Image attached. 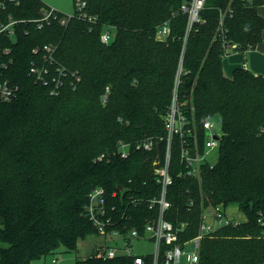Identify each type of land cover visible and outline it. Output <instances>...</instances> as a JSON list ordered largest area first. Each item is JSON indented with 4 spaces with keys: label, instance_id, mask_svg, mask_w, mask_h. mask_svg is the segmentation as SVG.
Returning a JSON list of instances; mask_svg holds the SVG:
<instances>
[{
    "label": "trees",
    "instance_id": "16d2710c",
    "mask_svg": "<svg viewBox=\"0 0 264 264\" xmlns=\"http://www.w3.org/2000/svg\"><path fill=\"white\" fill-rule=\"evenodd\" d=\"M78 1L86 2L88 18L63 25L58 17L39 29L42 0H0V23L19 21L15 36L0 33V46L11 49L5 78L20 89L13 101H0V264H41L62 246L78 251L81 241L98 236L85 214L96 188L116 194L109 201L116 215L148 214L145 203L130 209L119 197L145 200L159 191L153 162L164 157L179 68V101L189 117L194 110L198 133L220 116L222 136L219 159L203 168L201 183L171 170L167 218L188 223L180 234L187 240L198 234L203 208L238 207L246 219L204 238L200 264H264V76L245 67L232 78L223 73L228 55L246 59L262 42L264 0H206L186 42L181 7L191 0H73L74 9ZM164 25L170 35L162 41L156 34ZM105 31L108 44L101 41ZM48 44L80 77L59 95L31 72L43 58L35 50ZM225 44L235 47L226 51ZM146 140L156 145L152 151L135 149ZM120 143L131 145L128 159ZM76 264L118 262L92 254Z\"/></svg>",
    "mask_w": 264,
    "mask_h": 264
},
{
    "label": "built area",
    "instance_id": "2783aa9c",
    "mask_svg": "<svg viewBox=\"0 0 264 264\" xmlns=\"http://www.w3.org/2000/svg\"><path fill=\"white\" fill-rule=\"evenodd\" d=\"M11 4H19L20 0H6ZM206 0H191L181 7V12L188 15V25L184 42L187 41L193 26L201 22V12L204 9ZM86 2L78 1L75 4L74 13L66 16L64 13L54 7L47 6L41 18L35 20L39 29L45 24L51 23L53 20L61 19L63 25L75 16L80 18H88L85 9ZM76 11V14H75ZM232 13L230 9L228 11ZM226 13H221V24ZM19 21L9 19L8 23H0V33L7 32L10 36H15L14 26ZM170 35L168 25L162 26L156 37L165 41ZM112 40L111 33L105 31L101 36V41L105 44ZM230 44H225L226 51L234 48ZM57 47L53 44L45 45L42 49L35 50L36 53L42 52L43 58L41 64H33L31 72L36 82L50 88L52 95H59L65 88L67 81L71 86L80 81V77L76 72L71 73L65 66L61 65L56 59ZM11 49H2L0 46V101L10 102L17 98L20 91L19 86L11 83L5 78V73L9 68L12 60H4L9 55ZM176 86L174 88L172 102L165 119V152L163 159H156L154 165V178L159 191L148 199L135 198L128 196L125 200L124 196H120L121 202L127 201L128 208L131 205L137 207L141 203L147 206L148 214L144 216H134L125 213L116 215L117 207L110 204V199H116V194H107L104 188L94 189L89 197L86 205V217L92 222L97 229L99 235L106 238L116 239L114 245L100 247L94 250L92 254L97 255L98 259L103 261H117L118 264H200L201 245L204 238L215 233L218 229L229 224H238L245 219L238 207H224L217 205L213 207L203 208L200 217L198 234L187 240H182L180 234L187 227L188 223L176 225L167 218V213L173 209V201L169 199V188L174 184V177L171 170L176 169L178 178H193L201 183L202 170L204 167L213 165L209 161V155L212 151L219 152L220 140L216 136H222L217 131L216 123L213 119L204 121L200 128L201 134L198 133L199 128L195 121L194 110H191L189 117L184 105L179 101V84L180 73ZM106 98L104 97V102ZM156 145L152 140L142 141L136 144V150L152 151ZM119 152L122 159H128L131 154V145L128 143H120ZM173 154L176 161L172 162ZM193 206L194 202L191 201ZM235 213H241V217L234 216ZM149 246L153 250L149 253H139L136 249ZM52 263H56L53 260Z\"/></svg>",
    "mask_w": 264,
    "mask_h": 264
},
{
    "label": "rangeland",
    "instance_id": "374dc122",
    "mask_svg": "<svg viewBox=\"0 0 264 264\" xmlns=\"http://www.w3.org/2000/svg\"><path fill=\"white\" fill-rule=\"evenodd\" d=\"M47 6L54 7L64 13L66 16H71L74 13V3L73 0H42ZM213 121L216 123V128L218 132H221V118L216 116ZM219 159V152L217 150L212 151L209 155V161L212 165H215ZM234 207V206H233ZM237 209V207H234ZM234 216L237 218L241 217V213L233 210ZM244 215V214H243ZM117 240L106 238L103 236L92 235L86 240L81 241L78 246V251L70 252L65 247H61L57 254L48 256L46 259H42L39 263L41 264H76L77 259L87 258L94 252L95 249L105 246H112ZM152 248L149 246L140 247L136 249L139 253H149L152 252ZM56 260V263H52Z\"/></svg>",
    "mask_w": 264,
    "mask_h": 264
},
{
    "label": "crops",
    "instance_id": "0c3cea01",
    "mask_svg": "<svg viewBox=\"0 0 264 264\" xmlns=\"http://www.w3.org/2000/svg\"><path fill=\"white\" fill-rule=\"evenodd\" d=\"M258 13L264 17V6L258 8ZM241 67H245L258 75L264 76V30L262 42L248 53L246 59L241 53L236 51L224 59L223 73L227 78H232L234 71Z\"/></svg>",
    "mask_w": 264,
    "mask_h": 264
},
{
    "label": "water",
    "instance_id": "95a60500",
    "mask_svg": "<svg viewBox=\"0 0 264 264\" xmlns=\"http://www.w3.org/2000/svg\"><path fill=\"white\" fill-rule=\"evenodd\" d=\"M216 139H218V140H220L221 139V137L220 136H216ZM118 190H122V187L121 186H118Z\"/></svg>",
    "mask_w": 264,
    "mask_h": 264
}]
</instances>
